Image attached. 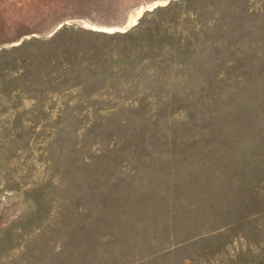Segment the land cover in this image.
I'll return each instance as SVG.
<instances>
[{
	"label": "rangeland",
	"instance_id": "rangeland-1",
	"mask_svg": "<svg viewBox=\"0 0 264 264\" xmlns=\"http://www.w3.org/2000/svg\"><path fill=\"white\" fill-rule=\"evenodd\" d=\"M0 264H264V0H0Z\"/></svg>",
	"mask_w": 264,
	"mask_h": 264
}]
</instances>
